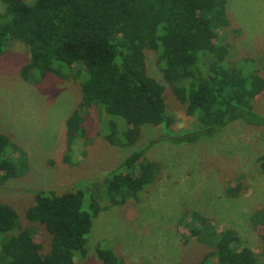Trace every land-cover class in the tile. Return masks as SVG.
<instances>
[{
    "label": "trees",
    "instance_id": "1",
    "mask_svg": "<svg viewBox=\"0 0 264 264\" xmlns=\"http://www.w3.org/2000/svg\"><path fill=\"white\" fill-rule=\"evenodd\" d=\"M0 55L8 41L23 43L28 59L20 68L24 81L37 84L47 73L79 85L80 99L65 121L66 154L78 139L86 141V118L95 109L104 120V138L113 145L135 143L144 124L158 127L156 135L123 158L105 176L102 187L85 190L75 185L64 191L39 189L25 210L28 222L39 223L51 237L41 253L31 229L22 226L18 212L0 201V264H74L84 257L94 218L104 207L138 202L156 181L160 167L145 156L163 141L191 144L242 120L264 127V113L253 107L264 91V55L244 64L228 59L230 28L227 0H1ZM224 31L219 38L217 32ZM146 49L157 53V66L178 102L191 118L175 128L168 112L164 86L146 69ZM257 63V67L246 68ZM78 65V66H77ZM76 66V67H75ZM24 153L0 132V185L23 171L12 155ZM264 174V154L256 159ZM241 176V175H240ZM240 176L224 192L238 197L244 190ZM99 195H98V194ZM191 233L208 247L202 259L190 264H264L233 229L218 231L211 221L191 213ZM264 252V204L250 214ZM103 264H122L111 248L97 246Z\"/></svg>",
    "mask_w": 264,
    "mask_h": 264
},
{
    "label": "rangeland",
    "instance_id": "2",
    "mask_svg": "<svg viewBox=\"0 0 264 264\" xmlns=\"http://www.w3.org/2000/svg\"><path fill=\"white\" fill-rule=\"evenodd\" d=\"M3 10L0 0V12ZM226 13L230 28L239 29V34H228L229 61L243 65L247 58L258 60L264 55V0H227ZM217 34L222 38L225 32L219 30ZM144 53L148 74L164 86L175 128L188 126L191 118L163 79L156 51L146 49ZM27 59L25 47L18 40L8 41L0 55V132L24 152L12 155L24 166L23 171L0 185V201L18 212L21 225L31 229L41 253H46L51 242L49 233L25 218L35 192L44 188L64 191L80 185L86 203L92 187H102L108 172L145 145L157 134L158 127L144 124L135 143L113 145L104 138V120L93 109L86 118L87 140H76L64 162L65 121L80 99L79 85L53 73H47L37 84L24 81L20 68ZM255 66L257 63L244 67ZM259 69L264 76V67L259 65ZM253 109L264 113V91ZM261 154L264 127L250 126L242 120L232 121L217 134L195 143L177 146L157 142L145 153L160 167L154 184L142 192L138 202L104 207L101 200L102 209L92 218L87 235L85 256H76L74 264H103L97 254L98 244L115 250L122 264L198 261L208 247L191 233L192 212L208 218L218 231L235 230L264 263L260 230L250 224L253 209L264 204V174L256 168ZM238 175L244 190L238 197H229L224 192L226 181ZM237 182L234 179L230 184Z\"/></svg>",
    "mask_w": 264,
    "mask_h": 264
}]
</instances>
